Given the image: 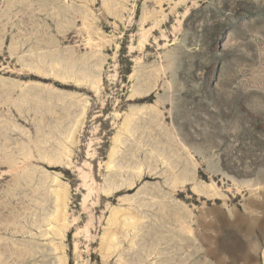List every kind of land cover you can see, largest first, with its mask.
I'll use <instances>...</instances> for the list:
<instances>
[{
  "label": "rangeland",
  "instance_id": "374dc122",
  "mask_svg": "<svg viewBox=\"0 0 264 264\" xmlns=\"http://www.w3.org/2000/svg\"><path fill=\"white\" fill-rule=\"evenodd\" d=\"M0 264H264V0H0Z\"/></svg>",
  "mask_w": 264,
  "mask_h": 264
},
{
  "label": "bare ground",
  "instance_id": "6f19581e",
  "mask_svg": "<svg viewBox=\"0 0 264 264\" xmlns=\"http://www.w3.org/2000/svg\"><path fill=\"white\" fill-rule=\"evenodd\" d=\"M5 1H6V0H5ZM9 1H10V0H9ZM11 1H13V0H11ZM19 1H21V0H19ZM22 2H23V1H22ZM25 2H26V1H25ZM3 3H4V2H3ZM8 3H9V2H8ZM15 3H16V2H15ZM15 3H14V4H15ZM19 4H20V2H19ZM21 4H22V3H21ZM27 4H28V3H27ZM27 4H26V5H27ZM9 5H10V4H9ZM12 5H13V3H12ZM21 6H22V5H21ZM23 6H24V5H23ZM28 6H29V5H28ZM28 6H27V7H28ZM30 6H31V5H30ZM8 7H9V6H8ZM27 7H25V8H27ZM21 12H22V11H21ZM30 12H31V11H30ZM32 13H33V12H32ZM28 65H29V64H28ZM38 67H39V66H38ZM38 67H37V68H38ZM34 69H35V67H34ZM39 69H40V68H39ZM39 69H38V70H39ZM41 69H42V68H41ZM39 73H40V72H39ZM39 73H36V74H39ZM50 74H51V73L49 72V75H50ZM46 75H47V74H45L44 76H46ZM59 77H60V76H59ZM64 77H65V75H64ZM64 77H63V78H64ZM68 78H69V77H68ZM58 79H59V78H58ZM61 79H62V78H61ZM64 79H65V78H64ZM59 80H60V79H59ZM65 80H66V79H65ZM61 81H62V80H61ZM63 81H64V80H63ZM127 128H128V127H126L125 129L127 130ZM69 134H70V133H69ZM70 136H71V135H70ZM69 139H70V138H69ZM67 140H68V139H67ZM67 140H66V141H67ZM64 148H65V147H64ZM64 148H63V149H64ZM66 148H67V146H66ZM64 150H65V149H64ZM64 150H63V152L65 153ZM66 150H67V149H66ZM63 152H62V153H63ZM60 153H61V152H60ZM60 153H59V154H60ZM66 154H67V153H66ZM66 154H65V157H66ZM24 155H25V154H24ZM24 155H22V156H24ZM26 155H27V154H26ZM48 157H49V156H48ZM60 157H62V156H60ZM67 157H68V156H67ZM27 158H28V157H27ZM44 158H45V156H44ZM46 158H47V157H46ZM41 159H42V158H41ZM62 159H63V158H62ZM47 161L51 163V161H53V160H52L51 158H47ZM58 161H59V157H58ZM61 161H62V160H61ZM54 162H55V161H54ZM54 162H52V163H54ZM56 162H57V161H56ZM65 162H66V161H65ZM58 163H59V162H58ZM60 164H62V163H60ZM67 164H69V163H67ZM67 164H66V165H67ZM109 167H110V166H109ZM17 179H18V178H17ZM19 180H20V179H19ZM52 181H53V180H52ZM130 185H131V183H130L128 186H130ZM56 189H57V188H56ZM54 190H55V189H54ZM50 191H51V193H52V190H51V189H50ZM60 191H64V192H65V189H62V190H60ZM60 191H58V189H57V192H58V193H59ZM106 191H107V190H106ZM53 192H54V191H53ZM64 192H60V194H62V193H64ZM55 194H56V191H55ZM60 194H56L57 196H56V201L54 200L55 202H57V201H60V202H61V201H62L61 198L65 197V196H63V197L60 196ZM62 195H63V194H62ZM66 195H67V194H66ZM51 196H53V194H52ZM53 197H54V196H53ZM53 199H54V198H53ZM52 202H53V200H52ZM55 202H54V203H55ZM37 203H38V202H37ZM55 204H59V203L57 202V203H55ZM60 204H61V203H60ZM62 204H63V203H62ZM56 206H58V205H56ZM59 207H60V206H59ZM61 208H62V207H61ZM61 208H57V210H56V209H54V210H55V211H58V209H60V210H59V213H61V212H62V209H61ZM63 208H65V207L63 206ZM54 210H53V212H54ZM60 211H61V212H60ZM53 212H51V213H53ZM57 213H58V212H57ZM57 213H56V214H57ZM59 213H58V214H59ZM63 213H64V212H63ZM63 213H62V214H63ZM56 214H54V215L52 214V216L55 217V216H57ZM58 216H59V215H58ZM54 217H53V219H54ZM61 217H63V216L60 215V218H61ZM55 218L58 219V217H55ZM47 219H48V218H47ZM49 219H50V218H49ZM51 219H52V217H51ZM57 219L55 220L56 222H57ZM61 219H63V221H64L65 217H64V218H61ZM132 220H133V219H132ZM132 220H130V221H131V222H130V225L133 223ZM51 221H52V220H50V222H51ZM52 222H53V221H52ZM54 223H55V222H54ZM47 224H48V223H47ZM64 224H65V223H64ZM127 224H128V223H127ZM54 225H55V224H54ZM62 225H63V224H62ZM55 226H57V225H55ZM57 227H58V226H57ZM64 227H65V225H63V229H64ZM52 228H53V226H52ZM61 228H62V227H61ZM65 228H66V227H65ZM50 229H51V228H50ZM58 229H59V230H56V231H55V229H54V231H55V232H57V231L59 232V231H60V228L58 227ZM63 229H62V230H63ZM22 230H23V229H22ZM52 230H53V229H52ZM55 234H56V233H55ZM45 235H46V234H45ZM22 248H23V247H22ZM22 252H23V251H22ZM25 252H26V250H25ZM24 254H25V253H24Z\"/></svg>",
  "mask_w": 264,
  "mask_h": 264
}]
</instances>
